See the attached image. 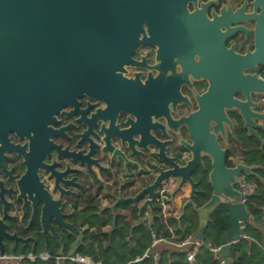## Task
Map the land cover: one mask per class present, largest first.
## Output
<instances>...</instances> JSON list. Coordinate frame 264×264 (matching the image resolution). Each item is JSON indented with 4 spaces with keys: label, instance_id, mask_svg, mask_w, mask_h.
Instances as JSON below:
<instances>
[{
    "label": "flooded vegetation",
    "instance_id": "obj_1",
    "mask_svg": "<svg viewBox=\"0 0 264 264\" xmlns=\"http://www.w3.org/2000/svg\"><path fill=\"white\" fill-rule=\"evenodd\" d=\"M262 4L260 0H149L130 15L108 19L98 89L58 86L54 95L61 107L24 125L41 126L39 132L21 137L11 131L8 140H0V215L4 206L17 215L16 221L6 220L4 230L30 238L24 243L1 234L5 250H37V245L48 249L50 243L63 249L65 242L75 241L76 236L58 221L54 200L59 191L55 177L45 169L56 170V163L68 162L64 155L73 151L74 156L81 149H85L81 156L90 152L97 179L88 173L81 179L82 187L68 186L75 193L58 204L71 214L64 217L68 223L83 208L76 207L83 193L96 195V207L108 211L120 194L135 196L152 184L161 169L183 174L184 181L167 175L155 187L151 195L155 213L146 206L144 224L152 222L156 210L162 212L163 203L169 211L166 216L180 220L183 210L198 212L201 197L211 198L210 158L205 156L193 171L183 168L192 157L193 132L204 134L205 126H225L226 138L218 134V141L226 148L227 166L248 165L245 154L264 150V62L249 56L256 49V14ZM86 128V141L77 145V133ZM38 162L44 165L38 169L40 184L35 186L39 185L53 229L42 226V204H36L32 215L29 196L24 202L15 191L16 176L27 171V164L32 168ZM241 175L254 185L247 194H254L256 183L247 177L257 176L255 170ZM233 182L239 189L238 177ZM192 192L193 203L184 207ZM146 197L120 203L116 211L120 206L138 210L139 223Z\"/></svg>",
    "mask_w": 264,
    "mask_h": 264
},
{
    "label": "water",
    "instance_id": "obj_2",
    "mask_svg": "<svg viewBox=\"0 0 264 264\" xmlns=\"http://www.w3.org/2000/svg\"><path fill=\"white\" fill-rule=\"evenodd\" d=\"M140 3H149V0H0V140H8V133L11 131L21 137L29 131L39 132L41 126L24 125L35 123L37 117L45 111L53 113L61 107L58 97L54 95L58 86L71 87V89L83 88L84 91L97 90L102 84L100 79L104 65L106 22L122 13L126 15L134 13ZM260 3H263V6L261 12L256 14L258 22L255 28L256 49L249 56L256 55L259 61L264 62V0H260ZM262 89L264 90V82ZM232 101L237 103L234 99ZM223 116L229 120L225 113ZM86 132L87 128L77 133L76 136L79 138L77 145L86 141L83 137ZM218 134L226 138L225 126H205L204 134L193 132L194 141L189 146L192 157L183 168L193 171L199 163H202L205 156L210 158L211 170L208 177L213 194L198 208L200 230L197 237L204 239L209 215L217 205L228 204L229 228L222 237L220 250L223 257H228L231 246L246 235L245 222L251 218L246 202L253 196V194H243L235 187L233 179L240 177L241 173L252 174L256 167L241 162L227 166L226 148L219 143ZM106 138L104 132L103 140ZM84 150H79L77 156H74L76 154L74 151L64 155L69 161L57 162L59 168L56 170L44 166L46 171L50 172L49 175L55 177L59 191L58 199L54 200L58 221L64 229L76 236L71 246L72 253L77 252L83 244L84 229L64 220V217L71 214L64 212L63 207L58 204L64 197L75 193L68 186L71 184L83 186L81 179L88 173L97 179V172L93 168V165L95 167L96 165L88 158L90 152L81 156ZM114 155V153L113 156L111 155V159L115 157ZM41 165L44 164L38 162L31 168L27 164V171L20 177L16 176L15 191L18 193L17 198L24 202L29 196L33 208L32 215L36 211V204L41 203L42 226L53 229L46 218L48 209L37 189L39 185L35 186L40 184L38 169ZM167 175L180 176L181 181L185 180L181 176L183 174L175 172L174 168L161 169L155 181L145 186L135 196L124 197L120 194L116 201L108 206L114 211V218L117 215L116 207L120 203H136L147 194L145 203L139 209L140 221L137 225H141L144 208L149 206L152 212L155 211L151 195L155 187L163 179H167ZM194 195L192 192L184 207L193 203ZM0 201L3 203L1 193ZM182 213L181 217L185 211L183 210ZM16 218L17 215L11 214L6 206L2 207L0 253L5 251V242L1 234L24 243L30 239L5 232L6 220L16 221ZM114 227L113 224V229ZM146 258L144 256L136 260L137 264H143Z\"/></svg>",
    "mask_w": 264,
    "mask_h": 264
},
{
    "label": "trees",
    "instance_id": "obj_3",
    "mask_svg": "<svg viewBox=\"0 0 264 264\" xmlns=\"http://www.w3.org/2000/svg\"><path fill=\"white\" fill-rule=\"evenodd\" d=\"M248 165L258 166L255 169L257 176H248L247 179L256 183V189L250 200L246 202L251 215L245 222V236L234 243L225 257L227 264H264V150H254L244 155ZM96 195L81 194L77 198L76 207L83 206L75 211L72 222L77 226L86 227L84 241L78 253L89 254L94 260L102 264H137L152 244V234L169 237L174 232L176 239H183L188 235L197 236L200 230V219L195 209H187L185 215L178 220L173 216H164L159 209L156 217L150 223L138 224V210L120 206L114 219L113 211H100L95 204ZM208 195L199 199V205L208 200ZM228 204H219L209 215V223L205 229L203 245L196 253L194 263L186 257V251L173 245L161 243L158 247V258L147 257L143 264H219L214 257L210 246H221L222 237L229 228ZM114 224V229H113ZM110 229H106L107 226ZM172 229V231H171ZM74 240L65 242L64 249L58 244H49L50 251L71 252ZM37 250L44 249L37 245ZM10 252H28L12 250ZM34 264H55L53 260L37 261ZM63 264H81L65 260Z\"/></svg>",
    "mask_w": 264,
    "mask_h": 264
},
{
    "label": "built area",
    "instance_id": "obj_4",
    "mask_svg": "<svg viewBox=\"0 0 264 264\" xmlns=\"http://www.w3.org/2000/svg\"><path fill=\"white\" fill-rule=\"evenodd\" d=\"M238 181H239V189L243 192V194L251 193L253 191L254 185L247 182L243 175H241V177H238ZM166 207H167L166 204L163 203L162 212L165 216L169 212ZM147 216L149 217V212H146V219H148ZM147 223H150V221L148 220ZM152 237H153L152 244L146 250L144 256L145 257L153 256L155 259L158 258L159 245L161 243H166L181 248L183 249V251L185 250L187 260L190 263H194L196 259V253H198L197 251L199 247L203 245V241L195 235H188L187 237L178 240L176 239L174 232L169 237L158 235L155 232H153ZM221 247L222 245L210 246L209 248L213 252L214 257L218 260L219 264H227L225 257H223L220 252ZM49 260H53L55 264H63L65 260L75 263H81V264H102L101 262L94 260V258L91 255L81 254L78 252L60 253V251L53 252L50 251L49 249H42V250H29L28 252H19V253H14L5 250L3 253H0V264H34L37 261H49Z\"/></svg>",
    "mask_w": 264,
    "mask_h": 264
},
{
    "label": "crops",
    "instance_id": "obj_5",
    "mask_svg": "<svg viewBox=\"0 0 264 264\" xmlns=\"http://www.w3.org/2000/svg\"><path fill=\"white\" fill-rule=\"evenodd\" d=\"M110 228H111V226H110V225L106 227V229H107V230H108V229H110Z\"/></svg>",
    "mask_w": 264,
    "mask_h": 264
},
{
    "label": "rangeland",
    "instance_id": "obj_6",
    "mask_svg": "<svg viewBox=\"0 0 264 264\" xmlns=\"http://www.w3.org/2000/svg\"><path fill=\"white\" fill-rule=\"evenodd\" d=\"M60 253H64V252L60 251Z\"/></svg>",
    "mask_w": 264,
    "mask_h": 264
}]
</instances>
